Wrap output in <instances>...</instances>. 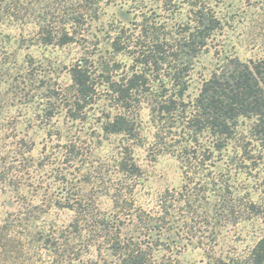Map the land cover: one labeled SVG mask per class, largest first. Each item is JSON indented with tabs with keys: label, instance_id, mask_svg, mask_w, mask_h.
<instances>
[{
	"label": "trees",
	"instance_id": "trees-1",
	"mask_svg": "<svg viewBox=\"0 0 264 264\" xmlns=\"http://www.w3.org/2000/svg\"><path fill=\"white\" fill-rule=\"evenodd\" d=\"M128 1L0 0V28L20 29L19 48L27 41L64 47L81 41L89 22L99 18L101 5ZM164 2L188 7V21L181 31L146 22L136 36L127 35L125 25H117L111 48L117 55L131 56V70L114 75L121 64L104 61L97 75L94 63L81 57L68 68L71 83L67 87L46 82L32 58L20 62L18 49L11 45L12 37L0 33V197L9 193L14 198L10 207L18 205L0 226L3 253L9 251L3 240L19 233L27 236L30 251L43 258L42 264H160L157 255L167 245L165 239L169 240L174 204L182 202L184 219L191 222L211 225L213 220L215 224L260 220L262 234L249 255L219 258L217 264H264V197L260 201L235 197L229 169L221 171L218 165L224 178L206 180L202 191L194 193L191 176L195 173L191 172L192 158L198 154L203 136L214 141L203 162L212 160L215 152L222 155L238 140L242 120L252 122L251 132L264 145V58H229L203 80L198 95L188 105L185 98L195 60L209 50L210 40L224 28V22L217 11L219 3L212 0ZM134 9L142 8L137 4ZM102 88L107 89L117 110L102 122L101 131L106 136L140 139L138 119L143 106L158 123L180 121L182 117L187 121L189 146L179 155L184 164V188L177 199L169 190L162 194L158 210H145L132 202L130 183L141 178L143 172L130 146L115 161L117 174L109 180L112 184L104 187L103 194L112 204L108 211H102L96 205L97 197L82 186L76 190L64 188L63 197L56 200L46 199L39 192L29 196L26 191L27 155L34 144L28 141L27 133L18 130L11 111L16 107H42L41 123L47 126L61 114L71 121H81ZM240 147L242 153L247 151L246 146ZM69 150L74 153V146ZM53 208L73 212L74 217L67 225H47L42 219Z\"/></svg>",
	"mask_w": 264,
	"mask_h": 264
},
{
	"label": "rangeland",
	"instance_id": "rangeland-1",
	"mask_svg": "<svg viewBox=\"0 0 264 264\" xmlns=\"http://www.w3.org/2000/svg\"><path fill=\"white\" fill-rule=\"evenodd\" d=\"M212 1L219 3L217 11L223 18L224 28L210 40L209 50L195 60L185 98L188 105L198 95L203 80L229 58L238 57L243 61L264 58V0ZM137 4L142 9H134ZM188 14L186 5L174 6L164 0L103 4L99 18L89 22L81 41L64 47L27 41L19 48L20 29L3 26L0 33L12 37L11 45L18 49L17 59L20 62L32 58L34 67L41 71L46 82L53 87H67L71 83L68 68L81 57L94 63L97 75L99 65L104 61L121 64V69L114 75L131 70V56L117 55L111 48L117 25H125L127 35L134 33L137 36L141 25L146 22L160 23L167 30L177 32L188 21ZM113 104L107 89L102 88L96 103L87 109L85 119L71 121L61 114L48 126L41 123L42 107L28 110L16 107L11 111V116L18 122V130L23 135L27 133L28 141L34 144L33 151L27 155L30 162L26 163L29 166L25 177L29 196L39 192L46 199L56 200L63 197L64 188L76 190L82 186L89 195L97 197L96 205L102 211H108L112 204L103 194L104 187L112 184L109 180L117 174L115 161L124 148L130 146L143 172L141 178L130 183L134 206L158 210L161 196L168 190L177 199L185 184L184 164L179 155L189 146L190 140L186 119L182 117L180 121L158 123L153 120L150 110L143 106L138 119L140 139L132 141L123 135L106 136L101 131V125L109 115L117 113ZM251 128L252 122L242 120L238 140L231 143L222 155L215 152L208 162L203 160L213 149L214 141L207 135L200 139L198 154L192 158L194 193L203 190L206 180L224 178L220 173L228 168L230 189L235 197L255 201L264 197V145L254 137ZM70 145L74 146V153L70 152ZM240 146H246L247 151L242 153ZM40 162L43 166L38 165ZM196 164L198 167L195 168ZM217 165L221 171L217 170ZM13 200L9 193L1 195L0 226L10 213L17 211L18 205H9ZM185 210L182 202L174 204L169 240L165 239L167 245L157 255L160 264H217L219 258H245L262 234L263 225L257 219L239 224H215L213 220L211 225L186 219L187 223ZM73 217V212L53 208L42 220L47 225L62 226ZM3 242L9 251L3 253L0 250V264H42L43 258L30 251L26 235L12 234Z\"/></svg>",
	"mask_w": 264,
	"mask_h": 264
}]
</instances>
